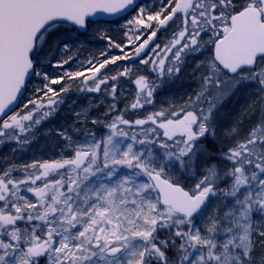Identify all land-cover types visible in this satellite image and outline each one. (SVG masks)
Masks as SVG:
<instances>
[{
	"label": "snow or ice",
	"instance_id": "obj_1",
	"mask_svg": "<svg viewBox=\"0 0 264 264\" xmlns=\"http://www.w3.org/2000/svg\"><path fill=\"white\" fill-rule=\"evenodd\" d=\"M134 4L135 0H0V116L7 115L30 74L43 75L50 84L64 79H50L36 70L41 51L56 48L69 52L80 40L76 29H86L89 17L115 15ZM143 15L141 8L139 16L128 23L151 27ZM177 19L181 30L164 49L166 54L176 49L173 66L166 69L169 74L179 73L185 50L210 48L208 60L201 62L204 71L195 96L178 111L162 110L134 122L118 116L105 125L109 133L101 139L94 133H85L83 141L65 136L73 155L25 166L38 169L27 173L25 179L11 178L15 166L3 171L0 264H40L41 258L47 264H253L256 237L264 238V223L254 220V214L264 216V95L258 123L221 153L220 158L231 167L222 170L209 163L195 185L187 189L169 174V167L194 169L196 158L205 151L198 147L202 138L215 135V110L235 87L255 82L264 94V0H166L161 11L147 15L148 21H157L161 27ZM61 22L73 29L61 34ZM156 34L153 30L135 48L136 57ZM202 34L210 35L204 40ZM104 38L110 46L114 44L110 37ZM156 48L152 51L159 55ZM130 58L127 54L116 56L98 66L89 61L92 75L84 78L81 90L99 92L108 83L107 77L98 75L100 69ZM71 60L69 55L56 66L63 67ZM151 63L158 64L161 73L165 70L164 59ZM130 71L125 68L119 75ZM65 76L73 79L83 73ZM111 80L116 81L117 76ZM135 83L141 92L147 90L145 102L152 103L153 89L145 77H138ZM45 88L44 95L58 94L48 84ZM111 92L114 96L115 83ZM56 103L48 101L49 105ZM29 104L33 108L26 113H14L0 121V137L19 140L17 130L30 131L50 114L43 112L36 118V110L45 105L29 100L24 108ZM131 107H143L139 93ZM120 124L155 127L144 128L138 138L135 133L129 137ZM230 134L239 137V127L234 125ZM122 169L127 171L122 173ZM41 180L42 186L33 187ZM224 181L230 183L218 188ZM21 186H27L35 202L20 194ZM216 195L232 198L233 207L222 218L212 219L202 232L194 217L207 199ZM225 224L223 240L218 243L216 237ZM172 229L170 237L159 239L160 231ZM172 249L176 255L170 259L167 253Z\"/></svg>",
	"mask_w": 264,
	"mask_h": 264
},
{
	"label": "flooded vegetation",
	"instance_id": "obj_2",
	"mask_svg": "<svg viewBox=\"0 0 264 264\" xmlns=\"http://www.w3.org/2000/svg\"><path fill=\"white\" fill-rule=\"evenodd\" d=\"M165 3L166 0H141L135 9L127 16L110 21H89L84 32H79L76 29L80 35V40L71 47L69 52H64L56 48H53L52 51H48V49L45 48L36 58V70L40 71L42 74L47 73L50 79H59L60 77H64V79L59 84H50V80L45 81L43 75L36 76L34 74L17 107L7 116L14 113H26L29 109H32L33 106L29 104L28 108H24V105L29 100H34L37 104L43 103L45 105L44 108L36 110V117L39 114L42 115L43 112H49L50 114L45 119H51L57 127L56 130L63 131L65 128L69 129V124L65 123V120L73 116L86 119L89 118V116L91 117V113L93 115H111L112 112L114 114L123 113L125 117H130L136 113L148 116L149 114L162 110L167 111V103L172 102L173 99L175 102H179V107L176 110L178 111L181 107L183 95L184 74L192 75L191 68H203L201 62H206L208 60L210 48H202L198 52L185 50V53L181 55L179 73L169 74L166 69L173 66V53L176 49L174 48L172 53L167 54L164 49L165 46L173 42L174 34L181 30V22L177 19L175 21H170L167 26L161 27L157 21L147 20V15H155L157 12L161 11ZM141 8L144 9L143 19L145 24H149L151 27L146 28L144 25H140V27L136 29L137 25L135 23L127 24V26L122 25L126 20H130L132 17L134 21V19L139 16V10ZM61 25V34L66 30L73 29V27L68 24L61 23ZM153 30L157 32L156 36L149 42L145 50L141 52L140 56L136 57L135 48L139 46L144 39H147L148 35ZM209 35L210 34H202L203 39L207 40ZM105 36L110 37L114 44H120L122 47L117 48L114 44L110 46L109 40L104 38ZM137 36H139V39H137ZM157 45H159V48H156ZM178 47L179 46H177V48ZM153 48H156V52H158L159 55L153 53ZM125 54L131 58L117 60L116 63H109L105 65L104 68L100 69L98 75L100 78L107 77L108 83L107 85H102L99 92L81 90L84 88V78L92 75V73L88 71L89 61L98 66L99 63L103 62L105 59H111ZM69 55L72 56V60L68 64H64L63 67L56 66L59 61L67 59ZM160 59L165 60V70L163 73H161L158 64L151 63L153 60L159 61ZM141 60H149V63H141ZM198 64L201 66L198 67ZM125 68L131 69L130 73L128 75H119ZM76 72H82L83 76L74 77L73 79H69L65 76V73L74 74ZM112 76H117V80L112 81ZM140 76L145 77L149 87L153 89L151 97L152 103L150 104L145 102L147 90L141 92L138 85L135 83L136 79ZM114 83L116 85V92L113 96L111 89ZM45 84H48L56 90L58 94L53 96V93L49 92L47 95H44V92L47 91ZM239 86H241V84ZM252 86L259 87L255 82H253ZM64 88H67V91H63ZM138 93L140 103L143 107L133 109L131 105L137 101ZM231 95L232 91L227 95L228 100ZM49 99L56 100L57 103L55 105H49ZM120 103L127 106V111L119 107ZM125 113L127 115H125ZM7 116L4 119H6ZM60 121L64 122L60 124ZM17 133L19 135V140L0 137V174L6 171L7 167L22 164L30 159V154L25 149L27 146L20 144L22 136L27 134L26 132L19 133L18 130ZM48 133L53 134L54 132L49 131ZM43 142L46 150L45 154L36 161L37 166L41 163H50L55 160L69 158L73 155L72 148L68 146L69 144L67 142L53 144L49 141L48 135ZM35 170L38 171V169ZM19 173L21 172L14 171L12 175L15 177Z\"/></svg>",
	"mask_w": 264,
	"mask_h": 264
},
{
	"label": "rangeland",
	"instance_id": "obj_3",
	"mask_svg": "<svg viewBox=\"0 0 264 264\" xmlns=\"http://www.w3.org/2000/svg\"><path fill=\"white\" fill-rule=\"evenodd\" d=\"M132 18L130 20H133ZM130 20H126V22H124L122 25L127 26V24H129L128 21H130ZM139 27H140V25H137L136 29H138ZM241 85L243 86V89H241L238 92H242V93H240V95L243 98H246L247 96H249L250 98L256 97L257 100H260L261 95H264V94L259 93V91H258L259 87L252 86L253 83H246V84L242 83ZM235 89H236V87H235ZM235 89L233 91H235ZM61 101H62V99H61ZM186 102L187 101H183L182 106H184ZM204 107H207V105H204ZM252 115H254L253 117H255V118L258 117L257 114H252ZM40 116L41 115L39 114L36 118H40ZM118 116H123L124 119L129 120L130 122H134L137 119H145L147 117L143 114H137V113L130 116V117H125L123 113L114 114L113 112L111 115L110 114L93 115L91 113V117L89 116V118H86V119L83 117H77L76 118V116H73L72 117L73 120L69 123V129L65 128L63 131L57 130L60 134L56 131L57 127H56L55 123L52 122L51 119H49V120L48 119H42L41 123L39 125H33L32 129L30 131L26 132L27 135L22 136V141L20 140V144L27 146L25 149L29 152L30 159L28 161L22 163V164H19V165H11V166H15V168L17 169L16 171L21 172L15 177L12 175L11 178H13V179H25L27 173L36 172L35 169H32L30 167L25 168V166L37 164L36 161H38L40 159V157L45 154L46 149H45V146L43 144L44 143L43 140L46 139L47 135H48L49 141L53 144H58V143L60 144L63 142H67L69 144L70 141H67L64 138L65 136H70L73 141H83L85 139V133H94L97 139H101L102 137L106 136L109 133V129L107 127H105V125L111 123ZM88 120L90 121L89 123H87ZM93 120L98 121V123H95V124L92 123ZM81 121H83V122H81ZM119 127L123 128L126 132H128L129 137L135 133V134H137L138 138H142L141 134H142L144 128L155 127V126L151 125V124H147V125H144L143 127H140V126L129 127L128 125L120 124ZM49 131H53L54 133L53 134L48 133ZM248 131H247V133H248ZM25 138L27 139V142H24ZM89 139H90V137H89ZM117 139H122L124 141V143L130 142L128 139L121 138V137H118ZM169 143H171V142H169ZM73 147H75V145H73ZM136 147L139 148L140 146L136 145ZM201 148H203L205 150L202 153L206 154V149L204 148V146H202ZM227 167H231V165H229V166L226 165L225 168H227ZM8 168L9 167H7V169ZM126 171H127L126 169L121 170V172H126ZM169 174L171 176L175 177V174H177V168L175 166H170L169 167ZM42 184H43V181H37V184L34 185L33 187L42 186ZM26 187L27 186H21V193L20 194L27 197L30 201L35 202V200H36L35 196L32 195V193L28 192L26 190ZM230 202H231V204H229ZM0 203H2V202H0ZM226 205L228 207H226V210H223L222 208H225ZM232 207H233L232 198L229 197L226 199L221 195L211 196V199L208 201L207 205L202 210V212L198 215V218L197 217L194 218L195 226L200 228L202 232L205 231V229L211 223L212 219L222 218L224 216L225 211H227L228 209H230ZM225 226H226V224L220 228V234L217 235V237H216L218 243L223 240L222 234H223ZM41 259H44V258H41ZM45 264H47V261Z\"/></svg>",
	"mask_w": 264,
	"mask_h": 264
},
{
	"label": "trees",
	"instance_id": "obj_4",
	"mask_svg": "<svg viewBox=\"0 0 264 264\" xmlns=\"http://www.w3.org/2000/svg\"><path fill=\"white\" fill-rule=\"evenodd\" d=\"M183 80L184 86L182 88L183 96L181 100V107L183 105V101H188L189 97H194L199 89V84L196 82L199 80H195L193 75L184 74ZM240 93L242 92H238L237 90L232 91V95L229 100L226 96L222 103L218 104L214 113L215 135H208L206 138H202L198 147L204 146L206 154L201 152L198 155L194 169L182 171L179 166H175L177 168V174H175L174 178L179 179L182 186L186 189L193 187L197 180L203 175V168L205 165L214 163L219 165L222 170L226 165L229 166L230 164L226 162V160H222L220 158L221 153L227 148L233 146L237 139H242L246 136L247 131L258 123L261 116V99L257 100L256 97L250 98L249 96H245L246 98H243ZM119 107L124 108V111H127V106L125 104L123 105L120 103ZM178 107L179 102H175L174 99L172 102L167 103V111L177 110ZM252 114H257L258 117L255 118ZM125 115L127 114L125 113ZM89 122L90 121L88 120L87 123ZM234 125L239 127V137L230 134V130ZM228 183H230V181H224L223 183L218 184V188H225ZM229 204H231V202ZM226 207L228 206L226 205L225 208L222 209L226 210ZM254 220L264 223V216L254 214ZM174 231L175 229H172L171 231H160L159 239L163 240L170 237ZM256 240L257 243L255 244V250L253 253V264H261L262 258H264V243H261V241H264V238L256 237ZM177 243H179V241H177ZM167 255L170 259L174 258L176 250L172 249L168 251ZM45 263V259L40 260V264Z\"/></svg>",
	"mask_w": 264,
	"mask_h": 264
},
{
	"label": "water",
	"instance_id": "obj_5",
	"mask_svg": "<svg viewBox=\"0 0 264 264\" xmlns=\"http://www.w3.org/2000/svg\"><path fill=\"white\" fill-rule=\"evenodd\" d=\"M141 0H135V4L134 6L132 7H129L127 10L123 11V12H120V13H117L115 15H109V14H106V13H97L96 15L92 16V17H89L88 19L89 20H92V21H98V20H112V19H116V18H120L126 14H128L129 12H131L137 5L138 3L140 2ZM67 23V22H65ZM81 31L85 30V29H79ZM33 74H30L27 79H26V85L25 87L21 90V93L18 95V98L17 100L9 107V109L6 110V114L8 115L10 112H12L16 106L18 105L20 99L22 98L23 94L25 93V89H26V86H27V83L29 82L30 78L32 77ZM7 115L5 116H0V121L6 117ZM209 200V198L207 199V201ZM206 201V203H207ZM206 205V204H205Z\"/></svg>",
	"mask_w": 264,
	"mask_h": 264
},
{
	"label": "bare ground",
	"instance_id": "obj_6",
	"mask_svg": "<svg viewBox=\"0 0 264 264\" xmlns=\"http://www.w3.org/2000/svg\"><path fill=\"white\" fill-rule=\"evenodd\" d=\"M204 69L203 68H191V73L192 75L195 77V80H199V77L201 76V74L203 73ZM198 84L200 83V81H196ZM242 85L236 87L235 90L240 91L242 89ZM183 96V95H182ZM73 119L69 118L65 120V123L69 124ZM64 121H60V124H62ZM61 131V130H60Z\"/></svg>",
	"mask_w": 264,
	"mask_h": 264
}]
</instances>
